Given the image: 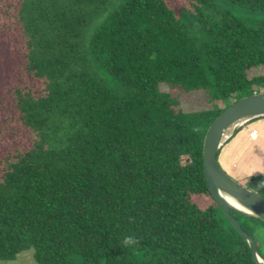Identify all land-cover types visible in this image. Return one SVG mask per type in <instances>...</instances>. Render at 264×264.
Here are the masks:
<instances>
[{"label":"trees","instance_id":"16d2710c","mask_svg":"<svg viewBox=\"0 0 264 264\" xmlns=\"http://www.w3.org/2000/svg\"><path fill=\"white\" fill-rule=\"evenodd\" d=\"M14 54L28 81L0 83V128L29 142L0 138L1 260L257 264L202 147L231 98L264 91V0H0L1 77ZM161 84L221 105L181 108ZM234 216L264 257V221Z\"/></svg>","mask_w":264,"mask_h":264},{"label":"water","instance_id":"95a60500","mask_svg":"<svg viewBox=\"0 0 264 264\" xmlns=\"http://www.w3.org/2000/svg\"><path fill=\"white\" fill-rule=\"evenodd\" d=\"M264 116V91L244 96L228 105L206 130L203 147V171L209 194L227 216L236 231L247 241L257 264H264L255 239L240 225L234 213L264 221V197L232 178L220 166L217 154L223 143L244 123ZM229 197L234 204L225 197Z\"/></svg>","mask_w":264,"mask_h":264},{"label":"rangeland","instance_id":"374dc122","mask_svg":"<svg viewBox=\"0 0 264 264\" xmlns=\"http://www.w3.org/2000/svg\"><path fill=\"white\" fill-rule=\"evenodd\" d=\"M185 1L186 0H168V2L171 4V6L176 7V8H177V5L179 3H183ZM235 10L248 23L255 24L257 20H260V18L263 17V16H261L262 14L258 13V12H249L245 9H238V8H235ZM10 56L12 59L10 66L13 67V69L11 72L8 73L7 76H4V77L0 76V83L3 80L5 83H8L9 81H13L15 83L27 82L28 81L27 76H23V75L18 74L19 61H18L17 56L15 54L10 55ZM260 73H262V67L261 66H255V67L248 69V74L250 76L254 75V74H260ZM161 89L165 92H169L172 96L176 97V99L178 101V105L184 109L195 108L198 106L206 105V103L210 104V105H214V106L221 105L220 103H216L215 101L210 102V101L206 100V98H204V96L202 94H200L199 92H185V91L180 90L177 87H172V86H169L167 84H161ZM260 89H261V91H263L262 88H260ZM236 100H238V99H236V96H235V97L231 98L229 102L232 101V103H233ZM223 103H224L223 107H225L226 104H225V102H223ZM10 132L11 131L9 130V128L1 127L0 128L1 141H2V138H4V137H9L10 139L11 138L15 139L13 141H15L16 143L13 145V147H20L21 145L19 144V142L24 143V144H27L29 142L28 135L26 134L25 131L19 129L16 131L17 134L16 133H10ZM233 138H235V137H231L228 140L229 141L228 146H231ZM228 141H227V143H228ZM237 141L241 144L239 139H237ZM244 144L248 147V143L246 141L244 142ZM225 146L223 148H225ZM249 154H250L249 148H246V147H245V151H244L243 155L238 154L237 152H234L233 158L230 160V162L232 161V163H234V166H231V167L228 166L227 164H225L223 157H221V153H218L217 159H218V162H219L220 166L222 167V169L226 173H228L232 178L237 180L238 175H241L244 173L247 175L260 174L259 169H260L261 164H258V162L253 163L252 166H247V164L243 163V161H245L246 158H249ZM237 181H239V180H237ZM243 185L250 189L249 184H243ZM260 195L262 196L263 193L261 192ZM193 199L195 201H197L200 206H205L211 202L209 199H208V202L204 201V199H202L201 196H193ZM262 232H263L262 234L264 235V229H262ZM262 251L264 252V241H263ZM0 264H37V262L35 261V259L33 257V248L30 247L28 249L21 251L17 255L16 259H14V260L5 261V260L0 259Z\"/></svg>","mask_w":264,"mask_h":264},{"label":"crops","instance_id":"0c3cea01","mask_svg":"<svg viewBox=\"0 0 264 264\" xmlns=\"http://www.w3.org/2000/svg\"><path fill=\"white\" fill-rule=\"evenodd\" d=\"M253 129L256 130V134L251 133ZM231 137L235 138L232 139L231 146H228V140ZM231 137L221 146L219 150L221 157H223L225 164L231 167L234 166V163H232V161L230 162L233 158V153L237 152L238 154L243 155L245 147L249 148V158H246L243 163L247 164V166H252L253 163L258 162V164H261L259 169L260 174L247 175L244 173L238 175L237 180L243 184H249L251 190L259 194L262 192V196H264V116L254 118L244 123L232 134ZM237 139H239L241 144ZM245 141L248 143V147L244 144ZM224 146L225 148H223Z\"/></svg>","mask_w":264,"mask_h":264},{"label":"bare ground","instance_id":"6f19581e","mask_svg":"<svg viewBox=\"0 0 264 264\" xmlns=\"http://www.w3.org/2000/svg\"><path fill=\"white\" fill-rule=\"evenodd\" d=\"M225 197L228 199V201H229L230 203L234 204L233 201H232L229 197H227V196H225Z\"/></svg>","mask_w":264,"mask_h":264},{"label":"built area","instance_id":"2783aa9c","mask_svg":"<svg viewBox=\"0 0 264 264\" xmlns=\"http://www.w3.org/2000/svg\"><path fill=\"white\" fill-rule=\"evenodd\" d=\"M251 133H252V134H256V130L253 129V130L251 131Z\"/></svg>","mask_w":264,"mask_h":264}]
</instances>
